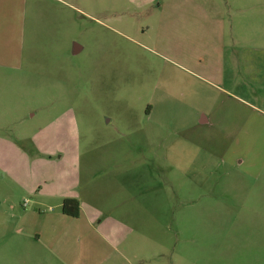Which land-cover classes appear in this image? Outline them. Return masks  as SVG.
Segmentation results:
<instances>
[{
    "label": "rangeland",
    "instance_id": "1",
    "mask_svg": "<svg viewBox=\"0 0 264 264\" xmlns=\"http://www.w3.org/2000/svg\"><path fill=\"white\" fill-rule=\"evenodd\" d=\"M59 155L159 221L131 264H264V0H0V179Z\"/></svg>",
    "mask_w": 264,
    "mask_h": 264
},
{
    "label": "crops",
    "instance_id": "2",
    "mask_svg": "<svg viewBox=\"0 0 264 264\" xmlns=\"http://www.w3.org/2000/svg\"><path fill=\"white\" fill-rule=\"evenodd\" d=\"M203 14L208 16L205 12ZM220 35L223 32L217 34ZM230 39L234 49L229 55L225 52L222 56L221 52L230 41L226 42L225 39L223 43L215 42L222 59L228 64L243 63L245 59L249 61L243 55L246 47L243 49L235 33ZM212 75L219 77L220 74L212 72ZM229 80H233L232 77ZM222 92L228 95L226 90L222 89ZM207 114H203L184 132L188 134L200 127L205 129L210 122ZM177 144L179 142L174 147ZM182 144L187 149H180L183 154H177L176 157L188 158L190 153H195V143L186 140ZM9 146V154L13 157V144ZM23 160L26 165L29 164L26 157ZM63 160L61 155L55 159L37 158L30 161L26 169L11 173V176L7 175L9 173L4 174V179H0L1 182L7 179L11 182L10 192H0V213L10 217V221L4 218L0 220V251L11 248V264H131L133 259L138 258L141 243L145 240L141 228L156 226L159 221L140 202H128L129 195L123 189L118 192L119 201L116 204L111 201L110 191L107 201L104 196L100 202L99 192L106 182L115 178L112 175L106 182L91 177L88 198L82 197L80 189L76 187L81 182L78 171L71 174L58 173V170L67 172L68 165L60 164ZM41 168L49 171L43 172ZM111 185L117 186V180H113ZM64 198L78 201L77 216L62 212ZM6 224L9 228L2 231Z\"/></svg>",
    "mask_w": 264,
    "mask_h": 264
},
{
    "label": "trees",
    "instance_id": "3",
    "mask_svg": "<svg viewBox=\"0 0 264 264\" xmlns=\"http://www.w3.org/2000/svg\"><path fill=\"white\" fill-rule=\"evenodd\" d=\"M61 210L69 216H77L79 212L78 201L74 198H64L62 201Z\"/></svg>",
    "mask_w": 264,
    "mask_h": 264
},
{
    "label": "water",
    "instance_id": "4",
    "mask_svg": "<svg viewBox=\"0 0 264 264\" xmlns=\"http://www.w3.org/2000/svg\"><path fill=\"white\" fill-rule=\"evenodd\" d=\"M74 49H75V51H76V50L78 49L77 46H76Z\"/></svg>",
    "mask_w": 264,
    "mask_h": 264
}]
</instances>
